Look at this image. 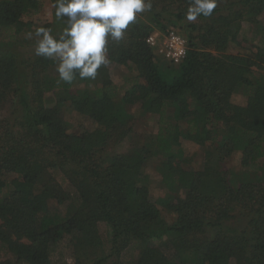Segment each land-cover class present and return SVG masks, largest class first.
I'll use <instances>...</instances> for the list:
<instances>
[{
    "label": "trees",
    "instance_id": "trees-1",
    "mask_svg": "<svg viewBox=\"0 0 264 264\" xmlns=\"http://www.w3.org/2000/svg\"><path fill=\"white\" fill-rule=\"evenodd\" d=\"M44 1H0V264H55L64 252L71 262L59 264H127L132 251L130 264H264V0H217L192 22L191 0H146L150 10L123 38L109 37V64L71 83L56 60L35 54L38 28L59 38L66 27L55 13L52 22L26 20ZM171 27L187 54L159 65L147 40ZM112 64L138 73L123 94ZM240 88L245 106L232 102ZM136 105L158 118L157 132L116 152ZM69 112L93 127L73 132ZM183 140L203 149L200 170ZM237 152L241 169L229 170ZM152 163L165 192L157 201Z\"/></svg>",
    "mask_w": 264,
    "mask_h": 264
},
{
    "label": "clouds",
    "instance_id": "clouds-1",
    "mask_svg": "<svg viewBox=\"0 0 264 264\" xmlns=\"http://www.w3.org/2000/svg\"><path fill=\"white\" fill-rule=\"evenodd\" d=\"M217 0H191L186 12L189 22L208 17ZM146 0H56L55 16L66 17V27L59 38L50 29L38 28L35 54L58 61L60 80L71 83L79 77L95 78L101 66H107L106 45L109 37L119 41L136 20V14L150 10ZM31 37V34H29Z\"/></svg>",
    "mask_w": 264,
    "mask_h": 264
},
{
    "label": "rangeland",
    "instance_id": "rangeland-1",
    "mask_svg": "<svg viewBox=\"0 0 264 264\" xmlns=\"http://www.w3.org/2000/svg\"><path fill=\"white\" fill-rule=\"evenodd\" d=\"M1 1V0H0ZM55 13V4L51 0H45L43 2V7L39 12L36 14L31 15L29 18H26V20L32 21L35 24L40 23H46L48 21H53V16ZM264 22V16L261 18ZM178 28L171 27L166 33H160L156 32L153 35H156V45L151 46L154 51L155 56V62L159 65L163 66H172V64L166 60L162 54L160 53V49L163 45V36H166L171 31L177 32ZM180 31V30H179ZM178 33V32H177ZM243 34L248 38V40H251L252 35L250 33V29L248 25H244V31ZM1 36V33H0ZM4 37V34H2ZM150 36V37H151ZM245 48L248 47L246 44L243 45ZM230 53L237 54V53H245L246 51L244 49L239 48H232L230 50ZM58 62V61H57ZM174 67V66H173ZM109 72L111 74V79L113 80L114 84L117 85L118 88H120V93L123 94L128 88L131 87L134 80L137 78V71L135 70V67L130 65L128 67L122 66V65H111L109 66ZM232 102L239 106H245L247 104V94L246 90L243 88H240L238 92H236L232 98ZM133 113L136 117V122L134 123L133 127L134 130L132 131L131 135L127 138L125 142L118 145L115 148L116 152L119 153H125L127 152L134 144H142L144 139L149 136L153 135L155 132H157L158 128V118L153 117L151 115H144L142 114L139 105H136L133 108ZM67 120L70 124V128L73 132L78 133L83 131L84 129H90L93 127L92 123L87 121L83 118V116L75 113V112H69L67 113ZM183 148L186 152L187 157L191 161V168L193 170H200L203 165V149L190 141H182ZM227 168L229 170H236L239 171L241 169V153L237 152L235 153L231 159L227 163ZM147 174L150 179V192L152 195V198L154 201H157L160 197H163L165 192L164 189L161 186V177L156 171L155 163H152L148 170ZM58 180L63 183V185L67 186L65 178L62 175H58ZM162 209V207H160ZM163 215L166 217V219H169L171 216L166 213V210H163ZM101 233L104 238L107 237V228L105 225L100 226ZM4 254V253H2ZM136 256V252L132 251L129 252L125 256V260L127 264H130V262L133 260V258ZM66 259V262H71L69 254L64 252V254L57 253L54 254V262L55 264H59L62 262L61 260Z\"/></svg>",
    "mask_w": 264,
    "mask_h": 264
},
{
    "label": "built area",
    "instance_id": "built-area-1",
    "mask_svg": "<svg viewBox=\"0 0 264 264\" xmlns=\"http://www.w3.org/2000/svg\"><path fill=\"white\" fill-rule=\"evenodd\" d=\"M163 45L159 50L162 56L173 65H179L187 54V40L175 31L163 36ZM148 44L156 45V35L148 38Z\"/></svg>",
    "mask_w": 264,
    "mask_h": 264
}]
</instances>
